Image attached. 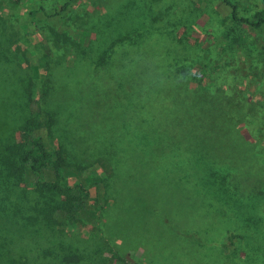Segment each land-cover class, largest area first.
Here are the masks:
<instances>
[{
    "label": "rangeland",
    "instance_id": "obj_1",
    "mask_svg": "<svg viewBox=\"0 0 264 264\" xmlns=\"http://www.w3.org/2000/svg\"><path fill=\"white\" fill-rule=\"evenodd\" d=\"M66 1L0 0V52L28 65L32 81L26 103L0 101V137L20 138L17 126L33 116L40 126L30 135L45 142L51 166L62 164L61 147L77 157L69 134L51 138L44 127V63H70L97 27L171 25L173 44L195 50L192 93L148 150L85 169L60 165L61 182L84 202L66 229L53 223L56 210L34 208L33 189L0 182L3 255L14 264H264V25L234 21L224 0H71L60 10ZM230 1L239 16L264 7ZM35 176V186L54 188L50 171Z\"/></svg>",
    "mask_w": 264,
    "mask_h": 264
},
{
    "label": "trees",
    "instance_id": "obj_2",
    "mask_svg": "<svg viewBox=\"0 0 264 264\" xmlns=\"http://www.w3.org/2000/svg\"><path fill=\"white\" fill-rule=\"evenodd\" d=\"M224 2L230 7L234 21L255 28L264 25V7L249 16H239L235 3ZM129 11V8L120 11L121 24L128 21L125 16ZM141 20L130 25L95 28V39L87 50L80 53L72 48L70 63L51 55L45 60L46 79L39 109L46 115L44 127L51 138L64 133L71 137L77 157L69 158L67 150L61 147L65 167L85 169L107 156H128L130 152L148 150L163 135L161 128L165 121L180 112V104L190 100L192 91L187 81L193 74L194 48L180 45L179 49L173 44L171 25H161L162 20L157 25ZM30 76L28 65L0 52V101L26 103L32 92ZM108 96L113 97L111 101L102 104ZM39 126L38 120L30 116L17 126L20 138L14 133L0 137V182H19L33 189L39 199L34 208L39 213L56 210L58 215L52 219L53 223L66 229L68 224L78 222L74 205L84 202L61 182L62 164L51 166L48 162L50 153L45 142L30 135ZM119 142L122 145L117 148ZM44 171L51 172L54 188L35 186L38 183L35 175ZM12 204L15 213L21 212L16 203ZM232 237L229 235L228 239ZM5 252L8 257L0 250V260L3 264H14L9 252Z\"/></svg>",
    "mask_w": 264,
    "mask_h": 264
}]
</instances>
